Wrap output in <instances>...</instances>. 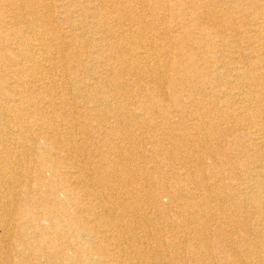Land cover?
Masks as SVG:
<instances>
[{
    "label": "bare ground",
    "instance_id": "bare-ground-1",
    "mask_svg": "<svg viewBox=\"0 0 264 264\" xmlns=\"http://www.w3.org/2000/svg\"><path fill=\"white\" fill-rule=\"evenodd\" d=\"M208 2L213 57L174 62L186 0H0V264H264V0ZM185 84L207 104L177 123ZM152 88L189 177L157 188L125 163Z\"/></svg>",
    "mask_w": 264,
    "mask_h": 264
},
{
    "label": "rangeland",
    "instance_id": "rangeland-1",
    "mask_svg": "<svg viewBox=\"0 0 264 264\" xmlns=\"http://www.w3.org/2000/svg\"><path fill=\"white\" fill-rule=\"evenodd\" d=\"M207 1L208 0H192V2H190V4H188L189 0H186L185 4L180 5L181 7H183L185 9L184 11H186V13L183 16H181L178 13L177 9H175V11H173V12H175L173 14L176 16L175 20L178 22H181V21L185 22V20H186V23H188V24H186L188 26V28L185 29L187 31L186 32L187 33V42L185 43V45H183L182 54H179V48L175 47L174 54L172 57V61L175 62L177 60H184V62H185L186 60L188 61L189 59H192L195 61H200L199 59H202L201 62H203L206 60L207 56L209 58L211 56L213 57L211 50H215V48H209L208 46H205L203 44V41L205 39L209 38V36H207V34H205L203 29L205 27L213 28L214 27L213 25H215V23L213 24V22L215 20H211V19H213V17H212L213 12L212 11H213V9L215 10V7L209 6L210 3L209 2L207 3ZM220 5L221 6L219 8L224 7V9H225V3L224 4L220 3ZM188 7L189 8L197 7L198 10H196V12L194 14V13H191L189 11ZM187 8H188V10H187ZM211 8H212V11H211ZM188 11L190 12V14H188L186 16ZM160 16H162V14H160ZM129 17L130 16H128V18ZM185 17H186V19H185ZM206 18H207V20H206ZM246 20H247V18H246ZM159 21H161L160 18H159ZM128 22H129L128 20H124V23H128ZM181 31H183V29L179 30V32H178V33H180L179 35H181ZM210 35L213 36V34H211V33H210ZM130 40H132V39L130 38L129 41ZM203 50L206 53V55H203ZM187 52L189 53L188 57H187ZM199 53H200V55H199ZM177 54H179V55H177ZM164 58L165 57H163V59ZM206 64L210 65V63L208 61L206 62ZM214 66H215V62H214ZM131 77L133 78V76H131ZM179 86L180 85L178 84L177 87H179ZM152 89H153L152 92L156 95V100H152V99H148L146 97H143V95L141 94L143 92L136 94L135 92L132 91L130 94H125V93L123 94V97H124L123 98L124 99L123 104H125L127 107L144 108L150 113V114H147L149 116V121H148L147 125L142 130H136L135 133L132 131V135H134V138H133V140H129V143L127 144V147L130 150V154L126 153V155H128V156H126V158H125V163H126V166L131 168V164L134 163L133 161H131V157H133V160L135 159L134 161H135L136 165H138V166H134L133 168H138L139 170H143V172L145 171L144 173H145V175H147L146 177H148L150 179V181L153 183V185L151 184V186H153L154 188H157L159 186V184H161L163 187V186L167 185V183L170 184V183H179L181 181H183V182L187 181V179L189 180V177L187 178V176L180 175V174L176 175V171L177 172L179 171V166H180L179 163H182V162L181 161L175 162V161H173V159H171V157L173 158V157H175V155H178V157H179V154H183V151L181 152L180 150L173 148V146H170L167 143L168 138H167L166 132L170 131V129H169V127L164 128L161 125H159V123H158L163 119L162 118L163 115H161L162 114L161 109H162L163 104L167 103L166 102L167 98H165V95H168V94H164V93L162 94V91L158 90V88H152ZM203 89L205 90V86H203ZM197 91L199 92V88L195 87L194 85L192 86L189 84H185L183 86V91L181 92V93H183V96L181 98V101L186 103V112H176L175 109L172 107L171 108V110H172L171 120L172 121H175L177 123H181L186 118L189 117V115L187 116V113H189L190 111H193V109H195V105L201 107V105L207 104L206 98L203 99L202 96H200L202 98V100L199 99L196 102L192 101L193 98L187 97V95L188 96L189 95H191V96L197 95ZM167 129H168V131H166ZM128 132H130V131H128ZM245 143H247V142L245 141ZM95 146L101 147V144H95ZM153 147H155V151H159V152L153 154V152H151V150L153 151ZM231 148H232V146H228L227 151H229ZM87 153H88V157L90 160L92 159V157L95 156L94 158H96V159H94V161H97V159H98L96 157V156H98L97 153H94L93 150L91 151L89 149H88ZM184 154H185V156H183L184 157L183 162H185L184 170L186 169L188 171V173L193 172V171L197 172V170L199 171L200 165L198 163H195V161L192 160L191 156L188 153H184ZM229 158H231V159H230V162L228 163V166L232 167L233 169H236L239 173H243V175H240L242 179L249 180L248 179L249 173L244 168L239 166L240 163L237 160L242 162L240 160V158L237 157L232 151L229 152ZM221 159L222 158L218 159L217 165L220 164ZM221 164L225 165V163H223V161ZM204 166L207 167L206 165H204ZM138 169H137V171H138ZM219 182H217L216 185H218ZM200 191H203L202 193L206 194L207 196L219 194V193L215 192L214 189L211 187H208V188L203 187L202 189H200ZM223 194H226V193L222 192V196H223ZM212 198L213 197L210 196L209 199L211 200ZM224 199H226V198H224ZM163 200H164V202H166V197H164Z\"/></svg>",
    "mask_w": 264,
    "mask_h": 264
}]
</instances>
